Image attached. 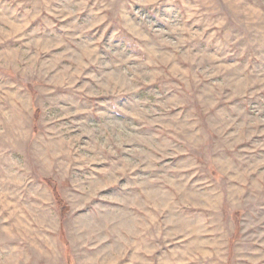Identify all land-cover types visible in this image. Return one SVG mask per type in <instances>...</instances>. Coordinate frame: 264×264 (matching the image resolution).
I'll return each mask as SVG.
<instances>
[{
	"label": "rangeland",
	"instance_id": "obj_1",
	"mask_svg": "<svg viewBox=\"0 0 264 264\" xmlns=\"http://www.w3.org/2000/svg\"><path fill=\"white\" fill-rule=\"evenodd\" d=\"M0 264H264V0H0Z\"/></svg>",
	"mask_w": 264,
	"mask_h": 264
},
{
	"label": "trees",
	"instance_id": "obj_2",
	"mask_svg": "<svg viewBox=\"0 0 264 264\" xmlns=\"http://www.w3.org/2000/svg\"><path fill=\"white\" fill-rule=\"evenodd\" d=\"M43 181L48 185V187H50L55 200L56 207L59 211V215L61 218H64L70 210L69 204L62 198L61 194L59 193L56 187V184L53 183L50 178H44Z\"/></svg>",
	"mask_w": 264,
	"mask_h": 264
}]
</instances>
